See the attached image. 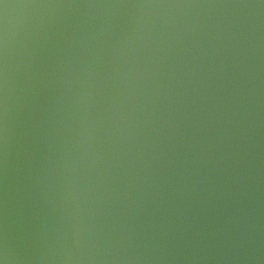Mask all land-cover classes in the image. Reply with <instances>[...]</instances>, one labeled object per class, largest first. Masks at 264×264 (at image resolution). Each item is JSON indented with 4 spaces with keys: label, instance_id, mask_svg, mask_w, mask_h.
I'll list each match as a JSON object with an SVG mask.
<instances>
[{
    "label": "water",
    "instance_id": "water-1",
    "mask_svg": "<svg viewBox=\"0 0 264 264\" xmlns=\"http://www.w3.org/2000/svg\"><path fill=\"white\" fill-rule=\"evenodd\" d=\"M0 264H264V0H0Z\"/></svg>",
    "mask_w": 264,
    "mask_h": 264
}]
</instances>
